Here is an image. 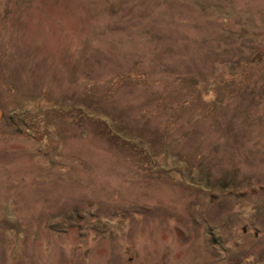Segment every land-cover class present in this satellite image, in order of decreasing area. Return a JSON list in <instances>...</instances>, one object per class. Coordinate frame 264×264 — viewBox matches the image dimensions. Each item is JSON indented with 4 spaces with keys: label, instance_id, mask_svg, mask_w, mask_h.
Masks as SVG:
<instances>
[{
    "label": "rangeland",
    "instance_id": "1",
    "mask_svg": "<svg viewBox=\"0 0 264 264\" xmlns=\"http://www.w3.org/2000/svg\"><path fill=\"white\" fill-rule=\"evenodd\" d=\"M0 264H264V0H0Z\"/></svg>",
    "mask_w": 264,
    "mask_h": 264
}]
</instances>
